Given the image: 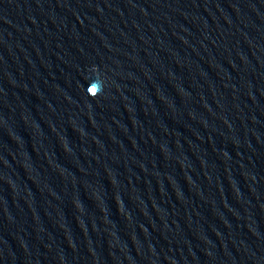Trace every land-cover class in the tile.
Returning <instances> with one entry per match:
<instances>
[{
    "label": "water",
    "instance_id": "water-1",
    "mask_svg": "<svg viewBox=\"0 0 264 264\" xmlns=\"http://www.w3.org/2000/svg\"><path fill=\"white\" fill-rule=\"evenodd\" d=\"M0 264H264V0H0Z\"/></svg>",
    "mask_w": 264,
    "mask_h": 264
}]
</instances>
